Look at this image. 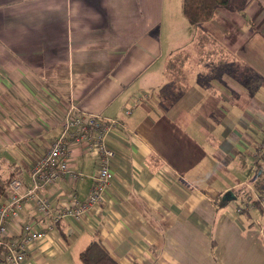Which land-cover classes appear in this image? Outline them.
I'll return each mask as SVG.
<instances>
[{"label":"crops","instance_id":"crops-1","mask_svg":"<svg viewBox=\"0 0 264 264\" xmlns=\"http://www.w3.org/2000/svg\"><path fill=\"white\" fill-rule=\"evenodd\" d=\"M187 22L181 0H0V203L9 178L31 183L70 105L120 121L107 136L115 153L102 200L54 223L23 264H82L94 236L120 264H264V193L252 188L264 0H230L199 26ZM175 50H188V64L170 100L161 87ZM97 163L73 146L83 177L40 194L53 205L84 200ZM37 214L29 200L19 220Z\"/></svg>","mask_w":264,"mask_h":264},{"label":"built area","instance_id":"built-area-1","mask_svg":"<svg viewBox=\"0 0 264 264\" xmlns=\"http://www.w3.org/2000/svg\"><path fill=\"white\" fill-rule=\"evenodd\" d=\"M130 112L131 107H127L125 113ZM119 123L116 117L81 111L70 105L61 117L60 133L47 150L32 162L29 169L31 183L25 185L19 176L8 180L10 200L0 203V254L7 264H23L29 245L44 237L54 223L67 215L78 217L102 200L112 180V158L115 153L107 142V136ZM80 145L98 155L87 197L79 200L73 194L69 203L53 205L40 191L59 179L74 181L83 177V173L70 164L72 147ZM255 156L257 159L264 157V140L257 144ZM29 200H34L38 214L20 222V213ZM10 223L16 228L12 229Z\"/></svg>","mask_w":264,"mask_h":264},{"label":"trees","instance_id":"trees-1","mask_svg":"<svg viewBox=\"0 0 264 264\" xmlns=\"http://www.w3.org/2000/svg\"><path fill=\"white\" fill-rule=\"evenodd\" d=\"M229 3L230 0H181V11L187 21L192 26L197 27L202 22L211 19L216 8L227 7ZM205 38L209 39L208 36H205ZM209 41L211 40L209 39ZM208 49L212 50V52H220V48L217 45H210ZM209 50L206 52H209ZM187 64L188 50H175L168 58L166 68L169 74V80L165 83V85H163V87H161V92L170 100L178 98L184 88L182 86V82L185 79V68ZM262 140H264V138H262ZM255 164L256 171L254 174L252 188L253 191H256L260 196L264 193V157L257 159L255 156ZM4 191L5 186L0 184V196L4 193ZM250 192L251 191H246L244 194L249 195ZM252 201L257 202L256 199ZM79 259L82 264H120L97 236H94L80 251Z\"/></svg>","mask_w":264,"mask_h":264},{"label":"rangeland","instance_id":"rangeland-1","mask_svg":"<svg viewBox=\"0 0 264 264\" xmlns=\"http://www.w3.org/2000/svg\"><path fill=\"white\" fill-rule=\"evenodd\" d=\"M185 20H187V19L185 18ZM187 23H188V22H187ZM209 45L215 46V45H217V44L214 43V42L212 41Z\"/></svg>","mask_w":264,"mask_h":264},{"label":"water","instance_id":"water-1","mask_svg":"<svg viewBox=\"0 0 264 264\" xmlns=\"http://www.w3.org/2000/svg\"><path fill=\"white\" fill-rule=\"evenodd\" d=\"M229 193H231V191H227V193H226V194H229Z\"/></svg>","mask_w":264,"mask_h":264}]
</instances>
